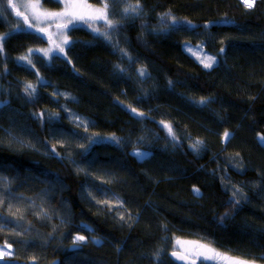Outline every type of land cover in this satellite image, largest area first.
Returning <instances> with one entry per match:
<instances>
[{
	"label": "trees",
	"instance_id": "trees-1",
	"mask_svg": "<svg viewBox=\"0 0 264 264\" xmlns=\"http://www.w3.org/2000/svg\"><path fill=\"white\" fill-rule=\"evenodd\" d=\"M89 2L108 3L117 26L96 27L110 38L73 25L50 63L32 53L44 31L0 14V205L33 215L13 227L0 206L13 248L0 264H174L177 241L264 264V0H139L138 14L124 13L137 0ZM199 45L211 68L188 51Z\"/></svg>",
	"mask_w": 264,
	"mask_h": 264
},
{
	"label": "snow or ice",
	"instance_id": "snow-or-ice-1",
	"mask_svg": "<svg viewBox=\"0 0 264 264\" xmlns=\"http://www.w3.org/2000/svg\"><path fill=\"white\" fill-rule=\"evenodd\" d=\"M244 3L248 8H252L255 5V0H244ZM9 5L13 8H16V5L12 3V0H9ZM25 7H31L32 8V11H33L32 19L56 21L55 26L58 29H66L69 24H74L75 21L87 22L88 26L90 28H92V30L94 32H97L99 35H103L106 39L110 38V33L108 31L101 32L100 28L95 26V23L97 21H100V22H102V26L106 27L107 29H115L117 26V22L114 19H112L109 15V11H108L109 5L107 2H104L102 7L94 8L88 4L77 3L76 0H65L64 10L60 11V12H49L46 10H41L40 0H36V2L34 4H31V5H28ZM83 9H87V11H84ZM140 9H141V5L139 4V0H137V3L135 6L125 7L124 13L127 14L129 12H134V13L138 14ZM17 15L19 16V15H21V13L17 12ZM164 16H168L172 20L173 24L177 23L175 17H171L169 13H165ZM161 18L163 19L164 17H161ZM24 22L26 24H28L29 28L33 27V24L29 22L28 16H24ZM17 30H19V29H17ZM37 31H43V29L37 28ZM8 35H10V34H5L4 36H0V54H2L4 51L3 42L5 41V39L7 38ZM61 35H63V32H61ZM50 39H51V37H50ZM67 42H68L67 37L64 36L63 43H67ZM57 47L59 48L60 51H63V48L59 44L57 45ZM42 51H44L45 55L48 54V50H42ZM221 51H223V49H221ZM30 53H31V50H29L28 56H23V57H20L19 59L27 60L30 63L31 62L30 61ZM124 55H127V53L124 52ZM201 62L204 64L205 68H211L212 65L215 63V59L213 57L209 56V57H206ZM121 71H123V69H121ZM139 71H140L141 76L146 75L145 69L141 68ZM28 89H32L33 92L35 91V89L31 83L27 84L25 91L27 92ZM29 94H31V93H29ZM201 103H204V101L202 100ZM131 110H132V112L136 113L137 115H141V116L144 115L143 113L138 112L137 109H135V108H132ZM164 127L167 128L169 134L173 135V138H174V133H173L171 126L168 124H165ZM224 136H225V138H229L230 133L225 132ZM112 139H115V137H112ZM259 139L262 143H264V136H261ZM117 143H119L118 140H117ZM200 143H202V142L197 141V145H199ZM194 147H195V145H194ZM133 154L135 156H137L138 158H143L146 155H148L147 153H141L139 151H136ZM0 166H2V165H0ZM194 191L199 193V189H194ZM235 202L238 204L240 201L237 200ZM17 211H19V210H17ZM225 215H227V213ZM122 219H123V217H122ZM83 242H86V237L84 235L75 236L73 238V241H72V249H78ZM95 243L100 244L102 242L98 239L95 241ZM6 247H10V246L6 245ZM200 247L203 248V252L201 253V255L203 256V258L205 260H213L216 258H221V259L227 261L228 264H246V262L238 260V259L233 260L230 257H224V256H222L221 253L217 252L214 248L203 246V245H201ZM172 254L176 255L175 252H173ZM6 255L11 256L12 253L7 252L5 249H0V260H2ZM178 258L182 259L183 257H178ZM71 259H72V257H69V264H71Z\"/></svg>",
	"mask_w": 264,
	"mask_h": 264
},
{
	"label": "rangeland",
	"instance_id": "rangeland-1",
	"mask_svg": "<svg viewBox=\"0 0 264 264\" xmlns=\"http://www.w3.org/2000/svg\"><path fill=\"white\" fill-rule=\"evenodd\" d=\"M56 1H58V2H60L62 4V10L61 11H63L64 7H65V0H56ZM239 1L245 5L244 0H239ZM35 2H36V0H12V3L16 5V8L8 6L5 10L1 9L0 10V14L3 17V19H5V20L7 19V21L10 23V25H12V28H13V30L15 32L28 31V30L39 32V31H37V28L43 29V31L45 32V34H47V36L49 38V41H50L49 46L44 47V48H40V50H34V51H32V53H35V54H37L39 56L41 55L45 59V61L47 63H50L51 58L54 55H57L60 52L59 48L57 47L58 44L63 48V50L65 48H68L71 45L70 39L68 37V33H69L68 31H69L71 26H73V25L86 26L94 34L99 35L97 32H94L92 30V28H90L88 26L87 22L75 21L74 24H69L66 29H58L55 26L56 21H53V20H34V19H32V16H33L32 8L31 7H25V6L34 4ZM76 2L80 3V4H88V5H91L94 8H98V6L90 3L89 0H76ZM8 3H9V0H8ZM40 6H41V10H45L42 7V2L41 1H40ZM83 10L87 11V9H83ZM17 12H20L21 15L18 16ZM49 12H53V11L49 10ZM24 16H28L29 22L33 24L32 28H29L28 24H26L24 22ZM99 24H102V22L97 21L95 23V26L99 25ZM17 29H19V30H17ZM61 32H63V35H61ZM64 36L67 37V41H68L67 43H63ZM50 37H51V39H50ZM42 50H48V54L45 55L44 51H42ZM188 51L195 58H197L200 62L202 60H204L206 57H208L207 54L204 52L203 47H201V46H199V47H188ZM0 106H2L1 102H0ZM97 139L99 141H103V142H108V141L114 142V139H112V137H110V136H108V137H97ZM140 152L141 153H145L144 151H140ZM143 158H146V156L143 157ZM139 159H141V158H139ZM5 195H6L5 197H7L9 199L15 198V196H17V195H13L10 192L8 186H6V188H5ZM23 205H25V204L24 203H20V202L5 203L3 205H0L3 210L8 212V216H10V218H11V224L13 225V227L14 226L21 227L19 221L14 216V214L19 208H21V206L23 207ZM15 206H17V207L20 206V207L16 208ZM7 245H9V244H7ZM201 245H203V244H201L199 242L197 243V242H193V241H177L173 251H175V252L179 251L185 257L193 259V260L200 261L201 263H207V264H210V263H212V264H228L227 261H225V260H223L221 258H216V259H213V260H205L203 258V256L201 255V253L203 252V248L200 247ZM203 246H206V245H203ZM0 249H5L7 252H10V253L13 254V248L11 246L10 247H6V245H0ZM198 250H199V253H198ZM222 256L229 257V256L224 255V254H222ZM7 257H10V256L6 255L4 258H7ZM4 258L2 260H0V262H2L4 260ZM230 258H232L233 260H237L236 258H233V257H230ZM241 261H244V260H241ZM244 262H246V264H258V263L253 262V261L252 262L244 261Z\"/></svg>",
	"mask_w": 264,
	"mask_h": 264
},
{
	"label": "water",
	"instance_id": "water-1",
	"mask_svg": "<svg viewBox=\"0 0 264 264\" xmlns=\"http://www.w3.org/2000/svg\"><path fill=\"white\" fill-rule=\"evenodd\" d=\"M81 249V247H79L78 249H72V247L70 248V252L71 251H76V250H80ZM173 252H171L170 254H169V259L171 260V262H173L174 264H199L198 263V261H196V260H192V259H190V258H187V257H185L181 252H179V251H177V252H175L176 253V255H173L172 254ZM178 257H183L182 259L181 258H178ZM51 264H59V260L57 259V260H55V261H53Z\"/></svg>",
	"mask_w": 264,
	"mask_h": 264
},
{
	"label": "bare ground",
	"instance_id": "bare-ground-1",
	"mask_svg": "<svg viewBox=\"0 0 264 264\" xmlns=\"http://www.w3.org/2000/svg\"><path fill=\"white\" fill-rule=\"evenodd\" d=\"M200 46V45H199ZM198 46V47H199ZM21 142V141H20ZM140 152V151H139ZM145 153H147V152H145ZM148 154V153H147ZM149 157V154L148 155H146V158H148ZM140 161L141 160H143V158H141V159H139ZM18 214H19V220L18 221H20L21 222V224L22 223H24V217H27V216H33V215H31L30 214V212H29V210H26V211H20V212H18ZM37 218H39V216L37 215L36 216V219ZM42 225H43V232H44V234L45 235H47L46 233H48V234H52V233H55V231H53L50 227V225L49 224H46V223H42ZM48 236V235H47ZM72 247V243H70V245L67 247V249H69L70 250V248Z\"/></svg>",
	"mask_w": 264,
	"mask_h": 264
},
{
	"label": "flooded vegetation",
	"instance_id": "flooded-vegetation-1",
	"mask_svg": "<svg viewBox=\"0 0 264 264\" xmlns=\"http://www.w3.org/2000/svg\"><path fill=\"white\" fill-rule=\"evenodd\" d=\"M198 253H199V250H198Z\"/></svg>",
	"mask_w": 264,
	"mask_h": 264
}]
</instances>
